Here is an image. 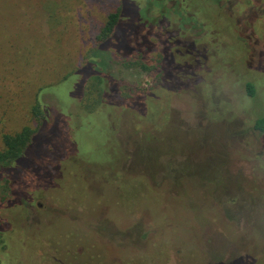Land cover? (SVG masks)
Returning <instances> with one entry per match:
<instances>
[{"label": "rangeland", "instance_id": "obj_1", "mask_svg": "<svg viewBox=\"0 0 264 264\" xmlns=\"http://www.w3.org/2000/svg\"><path fill=\"white\" fill-rule=\"evenodd\" d=\"M37 106L8 262L264 264V0H0V151Z\"/></svg>", "mask_w": 264, "mask_h": 264}, {"label": "trees", "instance_id": "obj_2", "mask_svg": "<svg viewBox=\"0 0 264 264\" xmlns=\"http://www.w3.org/2000/svg\"><path fill=\"white\" fill-rule=\"evenodd\" d=\"M120 12H121L120 9H118L117 12L110 14L106 24L100 28L98 34L96 35V43L94 45L93 52L99 49L101 45L105 43L106 41L113 39V36L116 34V30L118 28L119 20L121 17ZM156 38L158 42L161 45H163L162 42L165 41V38L164 37L158 38V36ZM163 46H166V44H164ZM162 54H163V51H162ZM110 55H111V65L110 66L111 68H113L112 64H113L115 55L120 57V54L111 53ZM165 60L168 61L169 59L166 58ZM162 61H163V58H161V62ZM132 65L134 64L132 63ZM82 66L83 65H80L79 68H81ZM140 67L143 70L146 69V66H140ZM246 86H247L248 95L250 97H254L256 95V89L253 83H248ZM117 98L118 100L120 99L123 101L122 104L126 102L123 96H120V97L118 96ZM119 106L114 107L111 111H109L110 123L112 119L111 113H113L115 109L119 108ZM120 108H123V107L120 106ZM50 111H51L50 108L42 110L39 106H37L34 109L35 116L38 119V127L35 130L26 127L19 134L15 136H5L4 137V144L6 146V149L4 151H0V186L1 184H4L5 186H7L10 182L15 183L13 180H15V178L17 177L11 176V173L14 172L13 170L15 169L17 164L26 156L30 148L33 146L36 136L39 132V129L44 125L46 120L49 119L50 117L49 115ZM140 114L143 115V113H140ZM254 129L260 133H264V115L257 118L255 125H254ZM8 191H9L8 192L9 197L3 198V201L6 204L4 206H0V264H13L11 262H8L5 258L6 250L8 249V231L6 227L12 226L11 224L13 223L11 222L15 220L14 219L16 215L15 212H16L17 207L20 205V201L16 197L17 191L16 192L13 191L12 188H10V186H9ZM8 215H11L9 220L7 219ZM45 232L46 234L43 237L46 238V241L49 243L50 239L53 238L54 233L53 232L51 233L50 229L43 230V233ZM41 245L43 247V243H41Z\"/></svg>", "mask_w": 264, "mask_h": 264}, {"label": "flooded vegetation", "instance_id": "obj_3", "mask_svg": "<svg viewBox=\"0 0 264 264\" xmlns=\"http://www.w3.org/2000/svg\"><path fill=\"white\" fill-rule=\"evenodd\" d=\"M165 40H166V39H165ZM165 44H166V46H165L164 49H166L167 52L169 53V50H170V48L173 47V45H171L170 42H168L167 40H166V43H165ZM161 47H162V46H160V51H159V52L161 53V54H160V55H161L160 57H162V50H161ZM168 58H170V57L168 56ZM159 59H160V58H159ZM170 60H171V59H170ZM64 242H65V241H64V237H63V240L61 241V243L63 244Z\"/></svg>", "mask_w": 264, "mask_h": 264}]
</instances>
